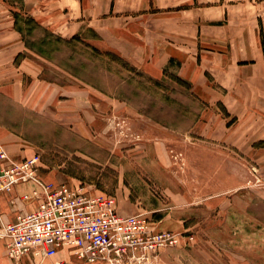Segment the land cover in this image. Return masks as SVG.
Returning <instances> with one entry per match:
<instances>
[{
    "label": "rangeland",
    "instance_id": "rangeland-1",
    "mask_svg": "<svg viewBox=\"0 0 264 264\" xmlns=\"http://www.w3.org/2000/svg\"><path fill=\"white\" fill-rule=\"evenodd\" d=\"M110 1L0 0V26L15 22L16 14L33 19L39 27L26 38L42 49L38 39L48 33L73 37H61L67 20H90L76 36L115 54L120 41L102 37L94 23L101 16L114 17ZM47 50L49 58L29 52L42 64V79L72 86L74 114L60 107L56 114L47 113L41 105L33 111L0 91V129L17 137L22 151L13 154L0 137L7 155L38 156L41 177L113 197L119 214H142L150 232L179 235L177 245L141 264H264V139L255 133L261 119L241 120L215 98L197 96L202 112L193 128L170 130L148 118L139 100L129 104L107 96L70 74L71 47L62 46L61 53ZM173 76L187 81L170 69L155 79L178 87ZM258 100L253 109L260 107ZM176 102L161 114L170 124L191 106L186 98Z\"/></svg>",
    "mask_w": 264,
    "mask_h": 264
},
{
    "label": "crops",
    "instance_id": "crops-1",
    "mask_svg": "<svg viewBox=\"0 0 264 264\" xmlns=\"http://www.w3.org/2000/svg\"><path fill=\"white\" fill-rule=\"evenodd\" d=\"M110 10L114 17L101 16L94 23L102 37L110 36L120 41L115 46V54L150 77L158 78L166 69L174 71L191 84L196 96L215 98L228 113L241 120L261 119L259 131L255 133L259 139H264V109L259 103L262 102L260 98H264V42L261 41L264 17L260 12L264 11L263 1L113 0ZM79 11L81 15V9ZM84 22L67 20L60 30L65 32L61 37L66 33L78 34ZM85 23L92 24L90 20ZM49 25L55 26L53 21ZM0 55H3L0 56V91L6 98L24 102L23 106L33 111L41 105L42 111L47 113L56 114L60 107L67 114H74L72 86L41 78L42 64L30 54L14 22L0 26ZM18 55L22 56L15 62ZM257 100L260 107L253 109ZM55 104L56 109L52 108ZM0 137L8 142L7 147L14 151L13 154L22 152L13 134L8 135L0 129ZM8 156L14 161L25 159ZM41 179L62 185L51 179ZM38 190L33 182L19 183L12 192L3 194L0 197V227L12 223L18 213L35 210L40 202L34 195ZM24 196H28L27 199ZM56 261L90 264L64 249L41 263L31 256H24L16 263L8 257L5 242L0 241V264H53Z\"/></svg>",
    "mask_w": 264,
    "mask_h": 264
},
{
    "label": "built area",
    "instance_id": "built-area-1",
    "mask_svg": "<svg viewBox=\"0 0 264 264\" xmlns=\"http://www.w3.org/2000/svg\"><path fill=\"white\" fill-rule=\"evenodd\" d=\"M39 166L38 156L14 161L0 146V197L19 183L33 182L39 188L34 192L40 200L37 208L0 227L11 260L31 256L41 263L64 249L90 264H141L179 243L177 234L150 232L142 214L120 215L113 197L43 181Z\"/></svg>",
    "mask_w": 264,
    "mask_h": 264
},
{
    "label": "trees",
    "instance_id": "trees-1",
    "mask_svg": "<svg viewBox=\"0 0 264 264\" xmlns=\"http://www.w3.org/2000/svg\"><path fill=\"white\" fill-rule=\"evenodd\" d=\"M34 27L39 26L33 19L23 18L20 14H16L14 28L22 36L26 47L31 52L49 58L48 48H52L58 53L63 52L61 51L62 46L72 48V56L69 57L72 60L69 67L70 74L81 82L107 96L129 104H134L139 100L143 105L139 106V109L143 110L142 112L148 118L170 130L186 132L199 119L202 112L201 102L192 92L189 82L173 76L171 78L178 86L173 87L138 71L129 62L114 53L98 51L76 35L65 40L48 33L46 37L38 39L42 49H35L26 38V35L33 32ZM21 56L18 55L15 62ZM177 98H186L191 106H184L176 119L178 122L170 124L167 118L162 117L161 114L167 113L165 111L168 110L165 107H173L177 103Z\"/></svg>",
    "mask_w": 264,
    "mask_h": 264
}]
</instances>
